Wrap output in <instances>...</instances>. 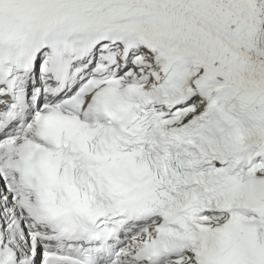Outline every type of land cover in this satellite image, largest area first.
<instances>
[{"label":"snow or ice","instance_id":"1","mask_svg":"<svg viewBox=\"0 0 264 264\" xmlns=\"http://www.w3.org/2000/svg\"><path fill=\"white\" fill-rule=\"evenodd\" d=\"M0 264H264V0H0Z\"/></svg>","mask_w":264,"mask_h":264}]
</instances>
